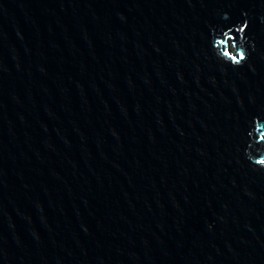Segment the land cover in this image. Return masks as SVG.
<instances>
[{"label": "water", "instance_id": "1", "mask_svg": "<svg viewBox=\"0 0 264 264\" xmlns=\"http://www.w3.org/2000/svg\"><path fill=\"white\" fill-rule=\"evenodd\" d=\"M256 117L264 0H0V264H264Z\"/></svg>", "mask_w": 264, "mask_h": 264}, {"label": "clouds", "instance_id": "2", "mask_svg": "<svg viewBox=\"0 0 264 264\" xmlns=\"http://www.w3.org/2000/svg\"><path fill=\"white\" fill-rule=\"evenodd\" d=\"M227 18L225 16V19ZM247 28L248 23L244 22L242 26L238 25L214 35L211 46L218 62L232 68H240L247 63L251 45L245 35ZM247 136L245 158L253 168L264 171V121L259 117L254 118Z\"/></svg>", "mask_w": 264, "mask_h": 264}]
</instances>
